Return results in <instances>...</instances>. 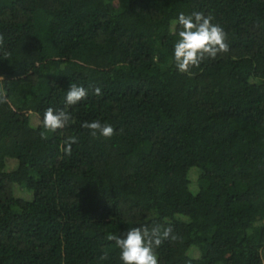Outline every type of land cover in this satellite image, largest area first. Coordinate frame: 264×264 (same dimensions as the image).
<instances>
[{"label":"trees","instance_id":"16d2710c","mask_svg":"<svg viewBox=\"0 0 264 264\" xmlns=\"http://www.w3.org/2000/svg\"><path fill=\"white\" fill-rule=\"evenodd\" d=\"M194 11L230 50L189 75L172 22ZM0 35V264H122L106 236L154 223L178 237L158 264H264V0H0ZM48 107L72 119L42 139Z\"/></svg>","mask_w":264,"mask_h":264},{"label":"clouds","instance_id":"9594fccd","mask_svg":"<svg viewBox=\"0 0 264 264\" xmlns=\"http://www.w3.org/2000/svg\"><path fill=\"white\" fill-rule=\"evenodd\" d=\"M214 16L203 11H194L190 14L179 13L172 22V31L177 39L173 44V62L178 72L191 75L192 68H198L208 59H216L218 55L227 53L230 46L227 43V33L216 23ZM3 36L0 35V45ZM94 94L102 95L100 88L94 89ZM88 89L76 83H70L66 91V105H75L86 99ZM72 117L66 109L48 107L44 110L41 121V138L47 139L46 132H56L65 128ZM87 129L93 138L110 139L115 134L114 127L100 120L85 121L81 125ZM78 142L76 136H68L62 145L65 155H71L72 145ZM178 237L173 234L171 225L154 223L151 227L147 224L129 227L123 235L108 234L106 239L114 241L119 250V259L122 264H158L156 249L165 240L175 241ZM108 258V252L100 256V260Z\"/></svg>","mask_w":264,"mask_h":264},{"label":"rangeland","instance_id":"374dc122","mask_svg":"<svg viewBox=\"0 0 264 264\" xmlns=\"http://www.w3.org/2000/svg\"><path fill=\"white\" fill-rule=\"evenodd\" d=\"M69 4H70V0H69ZM196 173H197V168H196V165H192L188 168V175H189V178H190V188L193 190V191H196L197 187H195V180H196ZM244 195H249L251 197V200L247 203V204H244L245 206H248V207H251L252 206V203H253V197H254V194L252 192H246L244 193L242 196L240 197H243ZM191 252L193 253H197V250H196V247H191L190 248Z\"/></svg>","mask_w":264,"mask_h":264}]
</instances>
